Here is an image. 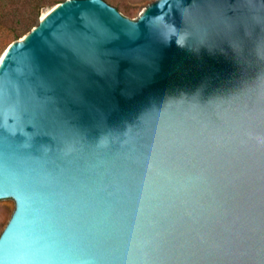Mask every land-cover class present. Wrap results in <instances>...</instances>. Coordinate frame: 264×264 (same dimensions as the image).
Returning a JSON list of instances; mask_svg holds the SVG:
<instances>
[{"label":"water","instance_id":"1","mask_svg":"<svg viewBox=\"0 0 264 264\" xmlns=\"http://www.w3.org/2000/svg\"><path fill=\"white\" fill-rule=\"evenodd\" d=\"M251 16L245 0H156L135 21L66 0L12 43L0 264H264Z\"/></svg>","mask_w":264,"mask_h":264},{"label":"rangeland","instance_id":"2","mask_svg":"<svg viewBox=\"0 0 264 264\" xmlns=\"http://www.w3.org/2000/svg\"><path fill=\"white\" fill-rule=\"evenodd\" d=\"M15 6H21V8L28 6L31 0H14ZM66 0H38L35 4L41 9L40 16L44 17L51 9L56 5ZM109 5L114 7L122 16L130 21L137 20L144 10L156 0H104ZM12 6V7H15ZM20 8V7H19ZM17 21V18H15ZM28 33L24 34L27 35ZM24 36L15 38L14 34L9 29L0 28V57L5 50L14 42L21 40ZM15 204L0 203V235L5 228L7 222L13 213Z\"/></svg>","mask_w":264,"mask_h":264},{"label":"trees","instance_id":"3","mask_svg":"<svg viewBox=\"0 0 264 264\" xmlns=\"http://www.w3.org/2000/svg\"><path fill=\"white\" fill-rule=\"evenodd\" d=\"M37 1L31 0L21 8L22 5L15 6L14 0H0V28L9 29L15 38L24 36L38 24L41 9L35 4Z\"/></svg>","mask_w":264,"mask_h":264},{"label":"clouds","instance_id":"4","mask_svg":"<svg viewBox=\"0 0 264 264\" xmlns=\"http://www.w3.org/2000/svg\"><path fill=\"white\" fill-rule=\"evenodd\" d=\"M246 2V6L248 7L249 11L252 13L251 19L252 21L257 24L260 25L262 27V31H264V15H262V13H264V4H259L254 2V0H251V3L248 2V0H245ZM177 46L178 47H184L185 44L182 43L180 40H176ZM264 47V39L260 40L257 44V57L261 60L264 61V54H260L258 52V50ZM254 139L256 140V142L260 145H264V136H256L254 137Z\"/></svg>","mask_w":264,"mask_h":264},{"label":"bare ground","instance_id":"5","mask_svg":"<svg viewBox=\"0 0 264 264\" xmlns=\"http://www.w3.org/2000/svg\"><path fill=\"white\" fill-rule=\"evenodd\" d=\"M7 51V50H6ZM6 51L2 54V56L0 57V67H1V64H2V61H3V59H4V56H5V54H6Z\"/></svg>","mask_w":264,"mask_h":264}]
</instances>
